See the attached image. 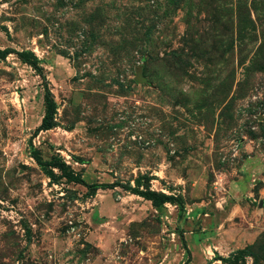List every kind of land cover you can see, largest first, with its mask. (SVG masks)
I'll use <instances>...</instances> for the list:
<instances>
[{
    "label": "rangeland",
    "instance_id": "rangeland-1",
    "mask_svg": "<svg viewBox=\"0 0 264 264\" xmlns=\"http://www.w3.org/2000/svg\"><path fill=\"white\" fill-rule=\"evenodd\" d=\"M5 48L55 111L0 60V264H264V0H0Z\"/></svg>",
    "mask_w": 264,
    "mask_h": 264
},
{
    "label": "trees",
    "instance_id": "trees-1",
    "mask_svg": "<svg viewBox=\"0 0 264 264\" xmlns=\"http://www.w3.org/2000/svg\"><path fill=\"white\" fill-rule=\"evenodd\" d=\"M15 54L16 57L23 63L29 65L32 69H34L37 72V75H39L43 81V101H44V114L41 117L40 124L35 129L34 133H37L39 131L47 130L51 128L54 125L53 121V114L55 111V103L53 101V98L51 96L50 90L47 86V81L42 74V69L38 64L37 57L32 52H26V51H16L11 48H5L0 49V60L5 59L8 55ZM38 164L44 169L45 173L49 176L51 181H54L56 178V175L54 173V170L56 169L58 172H60V177L65 178L68 181L75 182L77 184L84 185L88 192L90 194H94L98 189H106V188H114L116 186H120L125 191H129L132 194L138 195L140 197H143L146 200H149L153 207L158 208L165 203H173L176 204L179 210V213L181 214L183 212V202L180 198L174 197L172 195H168L166 193L156 191L150 188L149 186V178L145 179V183L143 184V188H131L127 186H121L119 184H99V183H92L88 184L86 183L81 177L73 171L69 170L68 167L65 165V163L59 159V157L51 156L49 160L42 161L37 159ZM241 253L243 256L246 255V251L243 249L236 251L235 253ZM220 259L223 260L221 257ZM189 260L184 261L182 264H187Z\"/></svg>",
    "mask_w": 264,
    "mask_h": 264
},
{
    "label": "crops",
    "instance_id": "crops-1",
    "mask_svg": "<svg viewBox=\"0 0 264 264\" xmlns=\"http://www.w3.org/2000/svg\"><path fill=\"white\" fill-rule=\"evenodd\" d=\"M244 244H247V243H244ZM242 247V246H241Z\"/></svg>",
    "mask_w": 264,
    "mask_h": 264
}]
</instances>
